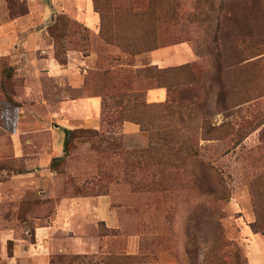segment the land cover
I'll use <instances>...</instances> for the list:
<instances>
[{
    "label": "rangeland",
    "instance_id": "rangeland-1",
    "mask_svg": "<svg viewBox=\"0 0 264 264\" xmlns=\"http://www.w3.org/2000/svg\"><path fill=\"white\" fill-rule=\"evenodd\" d=\"M176 1L189 12L195 0ZM248 1L264 13V0H215L212 8H204L206 33L211 37L230 5ZM143 3L0 0V22L21 16L25 9L27 14L29 7L33 13V20L28 15L0 26V52L14 47L21 36L26 52L44 43L33 55L51 56L62 66L69 58L83 60L92 54L95 59L78 65L81 92L74 82L69 89H57L54 85L60 82L44 78L30 90L10 59L16 80L6 90L0 64V162L11 167L0 171V264H264V235L251 229L255 217L250 194L253 179L264 172V96L233 105L226 118L222 106L215 105V87L198 104L213 113V126L228 123L215 131L208 126L193 131L197 121L190 118L178 126L175 121H150L178 141L196 144L198 155L144 166L131 180L124 176L130 168L124 167L122 152L148 146V133L140 128L127 132L123 125L133 122L120 118L126 105L123 91L141 89L134 71L199 59L193 42H175L173 27L160 33L166 42L159 48L127 53L126 45H136L140 29V22L127 16L131 5L142 9ZM203 63L207 67L210 61ZM201 80L205 83L197 92L203 99L206 86L217 80L211 75ZM143 91L147 103H159L147 101L148 90ZM89 97L97 99V128L91 120L84 125L74 111L75 100ZM62 127L96 130L98 135L76 138L56 170L51 162L63 154ZM92 200L95 204L89 207ZM105 206L111 212L107 220L102 216ZM37 229L42 234L37 236Z\"/></svg>",
    "mask_w": 264,
    "mask_h": 264
},
{
    "label": "trees",
    "instance_id": "trees-1",
    "mask_svg": "<svg viewBox=\"0 0 264 264\" xmlns=\"http://www.w3.org/2000/svg\"><path fill=\"white\" fill-rule=\"evenodd\" d=\"M214 1L195 0L189 12L182 11L180 3L176 0H144L142 9H137L134 4L130 7L127 17L135 18L136 22H140V29L137 28L138 34L134 37L136 45L133 42L126 45L124 50L127 53L134 56L159 48L166 42L165 39L161 40L160 33L173 27L175 42H193L194 53L199 59L163 68L147 65L134 71V78L141 82V89L123 91L126 105L123 107V114L120 112L122 116L120 118L123 122L131 121L138 124L141 131L148 133V146L144 149L122 152L121 155H125L123 163L126 162L124 167L127 165L130 168L124 174L129 180L135 178L138 169H143L144 166L159 164V162L160 164L169 163L180 155L190 157L198 155L196 144L178 141L171 137V131L157 129L150 121H175V125L178 126V123L182 124L190 118L197 121L193 131L198 128L204 129L206 126L215 131L228 123L223 122L217 127L213 126L209 121V116L213 113L208 109L201 110V106L198 105L215 87H217L213 93L215 105L222 106L226 118L230 116V108L233 105L240 106L264 96L262 90L264 88V13L260 14L253 2H242L238 5L234 3L229 6L228 13L223 14L222 20L211 30L210 37L209 32L207 34L205 30L208 16L204 8H212ZM26 12L25 9L18 15ZM102 24L105 23L102 22ZM131 39L133 40V37ZM205 41L208 43L205 44ZM203 59L210 61L207 67L202 66L205 65ZM0 64H2V82L8 90L15 83L16 71L9 64L7 56H0ZM202 75H211L217 80L206 86L203 99L197 92V89L203 87L205 83L201 80ZM155 88L166 90L165 102L147 103L145 101L143 90ZM7 100L13 103L10 97H7ZM170 104L176 107L169 108ZM219 111L216 110L214 114H218ZM195 114L200 115L195 117L193 116ZM252 126V128L257 127V125ZM112 129L114 128H108V130ZM85 135L97 136L98 131L65 129L63 154L52 159L51 168L59 170L58 167L70 154L72 142ZM127 161H129L128 164ZM7 169L11 167L6 162H0V171ZM147 174L149 175L150 172ZM250 194L255 217L251 223V229L253 233L264 235V172L253 179ZM244 263L239 261V264Z\"/></svg>",
    "mask_w": 264,
    "mask_h": 264
},
{
    "label": "crops",
    "instance_id": "crops-1",
    "mask_svg": "<svg viewBox=\"0 0 264 264\" xmlns=\"http://www.w3.org/2000/svg\"><path fill=\"white\" fill-rule=\"evenodd\" d=\"M32 8H34V7L32 6ZM33 11H34V9H33ZM28 15H31L32 16L31 20H33V13L31 11L30 7H29V11L27 14L18 16V17L13 18V19L1 21L0 26H8L10 24L16 23L20 20H23ZM46 21L43 24H45ZM31 30L34 31V30H38V29L37 28H35V29L31 28ZM22 36H24V35H22ZM20 37H19V40L17 41V43L14 44V47L9 46L7 48H3L4 50H1L0 55H6L9 57L11 63L14 66H16L17 71H20L21 75L25 77L26 82H28V87H30V90L33 86H34V88H36L38 86L37 83H35L34 81L41 80L44 78L45 80H49L52 83L60 82V84L54 85V86H56L57 89H63V88L69 89L70 87H72V86H70L71 85L70 82H74L75 89L76 90L80 89V92L82 91L81 85L83 82L82 81L83 75L80 73L78 65H81L82 62H83V64L93 62V60H95V59L92 56V54L83 60H81L80 57L75 58L73 60L71 58H69L67 61L68 64L66 66H62L51 56L37 57V56L33 55V54H35V51L38 50V48L39 49L41 48V50H43L44 43H40V45H37V46L35 44L34 48H33V52H31V53L26 52L25 49L21 45L22 40ZM9 44H10L9 41H7L6 45H9ZM19 50H23V52H21V55L19 54L20 56L18 55ZM153 55H154V53H153ZM153 59H154V57H153ZM155 63L156 62L154 61L153 64H155ZM155 65H157V64H155ZM163 67H165V66H163ZM33 83H35V84H33ZM40 88L42 89V86ZM146 98H147V101H149V102H165L166 98H167L166 90L164 88L149 89L146 92ZM98 105H99V103H98ZM74 106H75L74 111L78 112L81 115L80 119L84 125H87L86 122L88 120H91V121L95 122V123H93V126H92L93 128L99 127V121H98L97 117L95 116V112L97 110V99L95 97L85 98V100H83V99L82 100L81 99L75 100ZM48 114H49V116L51 115L50 112ZM123 128L129 133H138L139 132V127L136 124H133L130 122L125 123L123 125ZM65 129H68V128L62 127L63 134H64ZM17 134L18 133L14 134V135H17ZM52 134L54 136L55 133H52ZM63 138H64V136H63ZM88 203H89V207L93 206L95 204V202L93 200L88 201ZM102 216H104L103 220L104 219L107 220L111 217V212H110L108 207L105 206L104 214ZM36 234L38 236V234H42V233H38V229H37ZM104 259H107V258L105 257Z\"/></svg>",
    "mask_w": 264,
    "mask_h": 264
}]
</instances>
